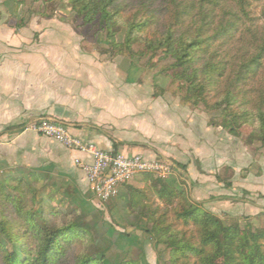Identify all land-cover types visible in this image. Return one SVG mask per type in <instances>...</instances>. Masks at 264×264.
<instances>
[{
    "label": "trees",
    "instance_id": "1",
    "mask_svg": "<svg viewBox=\"0 0 264 264\" xmlns=\"http://www.w3.org/2000/svg\"><path fill=\"white\" fill-rule=\"evenodd\" d=\"M233 1L248 18L246 0H67L82 24L106 32L108 46L115 53L150 54V61L171 59L159 73L184 91V103L202 102L209 109L239 102L240 112L222 109L220 125L233 135L249 125V138L264 142V31L245 23ZM129 10L130 19L118 42L115 37L122 28L118 20ZM22 24L18 20L17 25ZM149 32L152 37L141 39ZM140 41L143 46L135 51L133 45ZM211 92H220L222 100L210 105L207 96ZM253 118L257 129L251 126ZM13 178L0 183L2 264H138L129 259L112 262L79 222L78 207L60 205L61 201L57 207L49 205L24 179ZM157 183L155 193L164 209L152 210L147 205L143 210L151 222L147 232L168 248L170 264H264V230L225 224L189 201L172 183L162 178ZM174 203L172 222L165 206ZM177 224L191 226L193 233Z\"/></svg>",
    "mask_w": 264,
    "mask_h": 264
},
{
    "label": "crops",
    "instance_id": "2",
    "mask_svg": "<svg viewBox=\"0 0 264 264\" xmlns=\"http://www.w3.org/2000/svg\"><path fill=\"white\" fill-rule=\"evenodd\" d=\"M61 30L54 28V19L31 27L23 21L15 28L0 20V149H14L46 177L56 170L60 186L74 193V203L90 197L100 204L74 163L76 158L90 162L89 155L20 127L40 116L52 117L102 150L177 163L194 201L214 214L234 211V189L217 178L222 168H235L234 137L172 93L155 94L154 86L128 75L124 82L122 64L82 50L78 37L61 35ZM142 176L121 185L120 196L143 186Z\"/></svg>",
    "mask_w": 264,
    "mask_h": 264
},
{
    "label": "rangeland",
    "instance_id": "3",
    "mask_svg": "<svg viewBox=\"0 0 264 264\" xmlns=\"http://www.w3.org/2000/svg\"><path fill=\"white\" fill-rule=\"evenodd\" d=\"M231 5L243 17L245 23L255 25L259 32L264 31V0H246L245 7L248 12V18L240 13V7L236 1H233ZM131 13L132 10L124 11L118 20V23L122 25L121 30L115 37L118 42L122 41L124 24L130 19ZM20 19L26 25L29 24V27H31L32 22L40 23L48 19H54V28L55 26H58V29L63 28L61 35L78 37L82 50L99 54L102 59L116 60L122 64L124 82H126V75L132 76L136 83L154 86L155 94L170 92L183 102L184 91L179 90L177 84L169 77L159 73L161 67L171 63V59L157 60V58H154L150 61V54L131 57L128 53H115V50L108 46L106 32L99 30L97 26L92 27L82 24L81 20L70 10L67 0H52L46 3L43 0H0V20L15 28L17 21ZM153 31H157L156 28H151V32ZM151 32L139 36L141 39L145 36L152 37ZM25 34L36 35V33L30 31L25 32ZM141 46L143 44L140 41L133 45V49L135 51L140 50ZM151 64L153 65L152 67L150 66ZM218 91H221V89ZM250 95L248 94V96ZM222 98L223 96L220 92H211L207 96V101L210 105H213L215 101H220ZM185 104L202 110L207 116L210 125L220 129L224 135L226 133L235 139V168H222L217 173V178L224 186L234 189L236 209L234 211L219 209L214 214L194 201L190 196L189 183L186 182L187 179L183 169L173 161L174 168L172 172L162 179L172 183L178 190L184 192L189 201L216 216L225 224H237L242 230H264V142L259 139L249 138L251 131L249 125L242 126L238 135L229 133L226 128L220 125L222 109L228 108L240 112L243 108L239 102L230 105L223 103L220 107H211L209 109L202 102L196 106ZM246 109L250 113H254V109L250 107ZM256 120V118H253L254 123H252L253 125L251 124L255 129L258 127ZM27 124L24 123L20 127L25 129ZM28 164L18 156L17 151L14 149L9 151L0 149V183L12 176L15 177L13 179L16 181L24 179V182H27L37 195L49 205L57 207L61 201L60 205L78 207L77 218L79 222L90 232L95 240L96 247L105 251L107 258L112 262L129 259L137 261L138 264H170L168 248L163 244L156 243L147 232L151 222L143 210V206L147 205L152 210L157 208L160 210L164 209V203L155 193L156 188H158L157 181L161 178L154 175H143V180L141 181L143 186L132 188L124 196H120V193H118L113 199L100 204L93 202L89 197L88 201L82 204L79 201L74 203V193H71L67 187L60 186L61 179L56 175V170L51 172V176L46 177L45 175L47 174L35 170L34 165ZM53 181L58 183L55 185ZM15 182L12 184L14 185ZM66 191L70 193L68 196L64 195ZM244 200L247 201L248 205H242ZM165 207L168 221L173 222L175 203ZM156 212L160 213V211ZM61 223L59 221V224ZM177 228L187 229L193 233L191 226L183 228L178 225ZM0 264L2 263L0 262Z\"/></svg>",
    "mask_w": 264,
    "mask_h": 264
},
{
    "label": "built area",
    "instance_id": "4",
    "mask_svg": "<svg viewBox=\"0 0 264 264\" xmlns=\"http://www.w3.org/2000/svg\"><path fill=\"white\" fill-rule=\"evenodd\" d=\"M25 129L52 138L67 149L89 155L90 162L76 158L74 163L84 171L91 191L100 203L116 197L121 185L137 175L148 174L164 178L174 168L169 159H146L140 154L126 155L102 150L95 144L72 135L64 123L52 117H37L30 121Z\"/></svg>",
    "mask_w": 264,
    "mask_h": 264
}]
</instances>
